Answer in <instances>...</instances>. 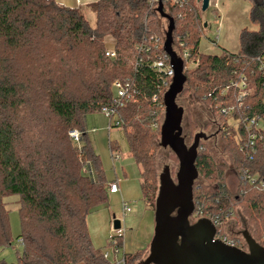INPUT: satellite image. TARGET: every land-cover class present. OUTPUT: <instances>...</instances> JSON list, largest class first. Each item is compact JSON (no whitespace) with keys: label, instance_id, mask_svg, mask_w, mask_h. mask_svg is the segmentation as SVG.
<instances>
[{"label":"trees","instance_id":"16d2710c","mask_svg":"<svg viewBox=\"0 0 264 264\" xmlns=\"http://www.w3.org/2000/svg\"><path fill=\"white\" fill-rule=\"evenodd\" d=\"M250 1V20L258 29H242L240 48L220 54L198 50L202 21L196 0L162 3L174 20V43L187 53L185 65L196 61L184 71L183 91L206 103L220 123V145L237 178L232 192L225 184L226 162H216L200 141L195 164L203 181L193 185L191 218H209L221 237L240 204L251 235L264 248V74L258 69L264 57V0ZM90 7L94 26L78 8L55 0H0V247L12 242L7 195L19 197L15 239L21 241L17 261L0 259V264H112L92 244L86 225L87 215L107 201L108 190L84 120L109 104L116 80L134 90L117 109V128L139 168L142 200L154 209L156 121L168 81L154 66L163 54L162 18L149 0H95ZM106 36L114 40V57L105 54ZM240 73L253 92L238 106L231 91L222 90ZM251 116L262 125L252 129L256 138L249 146L244 120ZM71 130L80 132L79 147ZM109 149L119 153L116 143L109 142ZM86 165L93 177L83 173ZM138 256L139 251L124 253L125 264H139Z\"/></svg>","mask_w":264,"mask_h":264},{"label":"rangeland","instance_id":"374dc122","mask_svg":"<svg viewBox=\"0 0 264 264\" xmlns=\"http://www.w3.org/2000/svg\"><path fill=\"white\" fill-rule=\"evenodd\" d=\"M89 1L91 0H80L78 9L83 13L89 25L94 26L95 19L90 7L91 2ZM196 2L202 21L198 43V50L202 53L220 54L222 49L236 52L240 48V31L244 28L249 31H256L258 29V25L250 20V0H211L205 10H201L200 3L197 0ZM166 25L167 22L162 19L160 26L163 28V39ZM109 38L112 44L109 43ZM103 44L106 50L113 49L114 40L111 36H106L104 37ZM172 48L178 53V49L174 43V34ZM186 67L190 70L195 66L187 63ZM185 88H187L186 81L183 90ZM183 90L177 96L176 103L183 108L181 128L184 141L186 145H190L194 134L199 131H203L206 135L210 136L206 140H201V142L207 146L216 162H226L225 184L233 192L237 178L228 162L227 153L222 151V146L220 145V123L217 119L213 118L211 109L206 103L194 97L190 90ZM163 110L164 107L156 121L159 124V128L163 120ZM84 126L90 146L99 157L100 166L107 184L112 181H117L123 197V200H120L119 193L112 195L108 192L107 201L94 208L86 217L88 233L94 246L102 251L110 252L109 261L113 264V248L107 242L110 234L112 215L117 220H123L122 224L125 230L124 248L127 250V247L131 246L132 243H134V247L136 244L143 243L145 241V233L150 235L149 241L147 242L150 243L153 233V211L148 210L142 200L139 187V168L134 160L127 155L128 147L123 130L112 127L108 132L107 119L99 111L86 114ZM92 128H94L93 131H91ZM109 142L118 145L119 153L115 154L113 152V155H110ZM157 145L154 153L157 181L158 174L164 166L169 167L171 177L174 179L178 169V160L168 147L164 148L159 145V136L157 137ZM199 181L202 182L203 179L198 173L195 182ZM18 201L19 197L17 195H7L3 198V203L8 211L12 242L10 245L0 247V259L8 263L16 262L17 256L21 252V244L15 239L19 231ZM121 201L126 202L129 207V211L125 214H122ZM234 211L235 213L224 222L220 231L222 236H220L221 238L224 236V240L232 241L238 244V246L240 245L241 249L246 250V244L241 232L243 230L250 232L251 226L248 224L247 217L244 215L240 204L235 205ZM190 219L192 222L196 218ZM147 223H152V226H147ZM122 247H120L119 257L123 254ZM124 253L130 252L126 251ZM147 253L148 251L144 256H138L136 262L139 263ZM139 255H142V251H139Z\"/></svg>","mask_w":264,"mask_h":264},{"label":"water","instance_id":"95a60500","mask_svg":"<svg viewBox=\"0 0 264 264\" xmlns=\"http://www.w3.org/2000/svg\"><path fill=\"white\" fill-rule=\"evenodd\" d=\"M201 10L210 0H197ZM156 11L167 22L162 50L168 56L173 75L162 94L163 120L159 128V145L168 147L178 160L173 179L168 166L158 174V187L153 209V234L147 255L140 264H264V248L250 232L243 230L246 250L216 237L214 223L207 217L191 222L194 212L193 185L198 176L195 160L201 140L210 136L196 132L190 145L182 136L183 108L176 103L186 76L183 60L172 48L174 20L159 3ZM114 228L119 220H113Z\"/></svg>","mask_w":264,"mask_h":264},{"label":"built area","instance_id":"2783aa9c","mask_svg":"<svg viewBox=\"0 0 264 264\" xmlns=\"http://www.w3.org/2000/svg\"><path fill=\"white\" fill-rule=\"evenodd\" d=\"M149 2L156 9L158 4L162 3V0H149ZM177 2H179V0H171V3H177ZM209 3H210V1H209ZM162 7H163V3H162ZM162 42H163V39H162ZM161 48H162V44H161ZM105 54L110 56V57L115 56L113 49H107ZM177 55L183 60V67H184L185 59L187 57L186 51L183 50V51L179 52V50H178ZM165 60H168V63H165ZM259 62H260V64H259L258 69L261 70L262 73L264 74V57L259 59ZM187 63L191 64V66L196 65V61H194V60L189 61ZM154 66L156 67V69L158 71L164 72L165 76L168 78V81L165 83L166 84V88L164 89V91H165L167 89V87L170 83V80L172 78V75H173V70L169 64L168 56L163 52L162 55H159L157 57V59L154 63ZM184 69H188V67H186V65H185ZM113 88H114V90H113V94L110 98L109 104L101 107L99 110V112L101 114H103L107 119V130H110L112 127L119 126L121 120L118 116L117 109L119 107H121L122 105H124V103L126 101L132 99L133 95H134V90H131L128 82H121V81L116 80L113 82ZM228 90L231 91V95L236 100V102L238 103V106H240L242 104V100L244 97L252 94V92H253L252 88L249 87V85H248L246 76L243 73H240L235 80H233L226 88H224L222 90V93H226ZM164 91L162 92V94L164 93ZM230 109H232V108H230ZM220 113H226V110L224 108H222L220 110ZM261 125H262V121L257 116H251V117L246 118L244 120V126H245L244 128H245L246 137H247L246 142H245L246 145H249V146L253 145V142H254L256 136H255V132H253L252 129H256V128L260 127ZM69 136H70L72 142L74 143V145L79 147L81 144L80 132L77 130H71V131H69ZM83 173H86L88 175H92V171H91V168L89 165H86L83 168ZM107 190L110 193L117 192L119 190L117 181H112V182L108 183L107 184ZM121 210H122V214H125L126 212L129 211V207H128L127 203L124 201H121ZM197 218H199V217H196V219ZM114 219H115V217L112 216V219L110 222V224H111L110 234H109L107 242L113 248V251H112L113 259H114L113 264H125L124 251H123V254L119 257L120 247H122V246H119L117 243L119 239L123 241V235H124V228H123V224H122L123 220H119V227L114 228V226H113V220ZM217 238H221V237H217ZM221 239L223 241H225L226 243L233 245L232 241H226V240H224V238H221ZM18 242L20 243L21 241L19 240ZM122 250H123V247H122ZM109 255H110V252L103 251V257L105 259H109Z\"/></svg>","mask_w":264,"mask_h":264},{"label":"crops","instance_id":"0c3cea01","mask_svg":"<svg viewBox=\"0 0 264 264\" xmlns=\"http://www.w3.org/2000/svg\"><path fill=\"white\" fill-rule=\"evenodd\" d=\"M94 1L95 0H91L89 2L92 3ZM55 2L58 3L59 5H63V6L70 7V8H79V6H80V0H55ZM108 41H109V43L112 44V41L110 40V38H109ZM93 130H94V128L91 129V131H93ZM107 131L109 132L110 130H107ZM110 155L112 156L113 154L110 152ZM117 184H118V182H117ZM117 193L120 194V200H123V197H122V195L120 193V189L117 192L111 193V194L113 195V194H117ZM145 206H146V204H145ZM147 209L150 210L149 207H147ZM112 216H114V215H112ZM147 226H152V223H147ZM153 227H154V221H153ZM124 233H125V230H124ZM148 235H149L148 233H145V236H144V238H145L144 240L145 241L143 243L136 244L135 247H134V243H132L131 246L127 247V250L124 248L125 242H124V235H123V242H122L123 243L122 245H123V248H124L123 251L124 252L128 251L130 253L135 252V251H142V255L141 256H144L145 253L148 251V246H149V243H147V242L149 241L150 235H149V237H148ZM151 238H152V236H151ZM90 239H91V237H90ZM91 242H92V240H91ZM92 244H93V242H92ZM133 249H135V250L133 251Z\"/></svg>","mask_w":264,"mask_h":264}]
</instances>
